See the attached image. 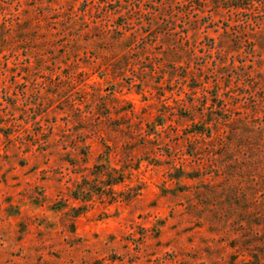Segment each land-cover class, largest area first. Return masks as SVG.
<instances>
[{"label": "rangeland", "instance_id": "1", "mask_svg": "<svg viewBox=\"0 0 264 264\" xmlns=\"http://www.w3.org/2000/svg\"><path fill=\"white\" fill-rule=\"evenodd\" d=\"M237 3L0 0V264H264V7Z\"/></svg>", "mask_w": 264, "mask_h": 264}, {"label": "trees", "instance_id": "2", "mask_svg": "<svg viewBox=\"0 0 264 264\" xmlns=\"http://www.w3.org/2000/svg\"><path fill=\"white\" fill-rule=\"evenodd\" d=\"M237 1H238V3L233 5L235 8L247 9V7H249L251 4H258V6L264 7V0H237ZM120 181H122V179ZM111 183H113V182H110V185H111ZM116 183H118V182H116ZM113 184H115V183H113Z\"/></svg>", "mask_w": 264, "mask_h": 264}]
</instances>
